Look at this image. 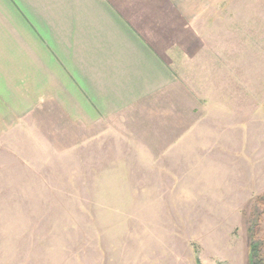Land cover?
<instances>
[{
	"label": "rangeland",
	"instance_id": "374dc122",
	"mask_svg": "<svg viewBox=\"0 0 264 264\" xmlns=\"http://www.w3.org/2000/svg\"><path fill=\"white\" fill-rule=\"evenodd\" d=\"M180 23L148 34L163 93L0 130V264H264V0Z\"/></svg>",
	"mask_w": 264,
	"mask_h": 264
},
{
	"label": "crops",
	"instance_id": "0c3cea01",
	"mask_svg": "<svg viewBox=\"0 0 264 264\" xmlns=\"http://www.w3.org/2000/svg\"><path fill=\"white\" fill-rule=\"evenodd\" d=\"M216 1L0 0V130L43 108L92 127L163 93L175 75L152 25Z\"/></svg>",
	"mask_w": 264,
	"mask_h": 264
}]
</instances>
